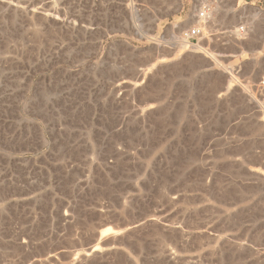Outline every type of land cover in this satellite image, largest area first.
I'll return each mask as SVG.
<instances>
[{
	"label": "rangeland",
	"instance_id": "rangeland-1",
	"mask_svg": "<svg viewBox=\"0 0 264 264\" xmlns=\"http://www.w3.org/2000/svg\"><path fill=\"white\" fill-rule=\"evenodd\" d=\"M82 4L0 0V264H264V64Z\"/></svg>",
	"mask_w": 264,
	"mask_h": 264
},
{
	"label": "crops",
	"instance_id": "crops-1",
	"mask_svg": "<svg viewBox=\"0 0 264 264\" xmlns=\"http://www.w3.org/2000/svg\"><path fill=\"white\" fill-rule=\"evenodd\" d=\"M196 0H83L82 8L92 10H113L106 12L105 24L111 25L112 30L104 33L101 39L111 36L121 40H144L149 37L156 39H171L173 34L181 35L195 25L192 16V6ZM210 1L214 8V14L206 27L208 37L202 40L195 48L201 50L200 55L209 59L211 63H220L219 59L226 60L227 65L235 63L242 65L257 57V61L264 64V33L258 37L257 47L248 48L246 38L239 39L231 34L239 24L247 23L243 20L237 26L226 22L225 17L234 12L249 7L254 11L264 13L262 0H206ZM99 16L102 14L98 13ZM260 17V16H259ZM263 19L264 21V17ZM101 25V20L98 21ZM137 26H144V32L136 31ZM237 39L241 45L233 46L230 41ZM198 53V52H197ZM230 59V60H228ZM224 74H230L231 68ZM262 72V70H260Z\"/></svg>",
	"mask_w": 264,
	"mask_h": 264
},
{
	"label": "built area",
	"instance_id": "built-area-1",
	"mask_svg": "<svg viewBox=\"0 0 264 264\" xmlns=\"http://www.w3.org/2000/svg\"><path fill=\"white\" fill-rule=\"evenodd\" d=\"M215 8L210 1L196 0L192 6V16L196 23L185 33L179 35L178 39L187 48H195L202 40L208 37L207 25L212 19ZM231 34L239 39L247 37V27L245 24H239Z\"/></svg>",
	"mask_w": 264,
	"mask_h": 264
},
{
	"label": "bare ground",
	"instance_id": "bare-ground-1",
	"mask_svg": "<svg viewBox=\"0 0 264 264\" xmlns=\"http://www.w3.org/2000/svg\"><path fill=\"white\" fill-rule=\"evenodd\" d=\"M216 64H218V62H215ZM219 65V64H218ZM111 232V230L110 229H104L102 232H101V234H100V237H103V236H105V235H107V234H109ZM98 247H95L94 248V250H96Z\"/></svg>",
	"mask_w": 264,
	"mask_h": 264
}]
</instances>
